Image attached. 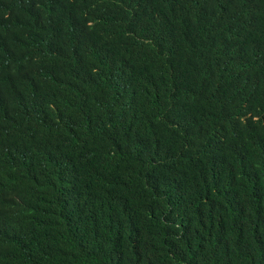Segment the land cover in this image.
<instances>
[{"label":"trees","instance_id":"trees-1","mask_svg":"<svg viewBox=\"0 0 264 264\" xmlns=\"http://www.w3.org/2000/svg\"><path fill=\"white\" fill-rule=\"evenodd\" d=\"M9 8L0 264H264V0Z\"/></svg>","mask_w":264,"mask_h":264},{"label":"clouds","instance_id":"clouds-1","mask_svg":"<svg viewBox=\"0 0 264 264\" xmlns=\"http://www.w3.org/2000/svg\"><path fill=\"white\" fill-rule=\"evenodd\" d=\"M176 8H178V3H176ZM11 14H12V10L9 8V10L4 11V13H2V15L0 16V18L3 19L4 23L9 28H10V16H11ZM3 44H5L4 41L2 39H0V48H2L1 46H3ZM4 56H6V55L0 53V58H2ZM17 60L22 63V60L20 59V57ZM225 86H226L227 91L231 89V84L228 81H226ZM217 97L222 98L224 101H227L226 100V91L217 92ZM176 99H179L185 103H191V102L201 101V100H203V97H179Z\"/></svg>","mask_w":264,"mask_h":264},{"label":"bare ground","instance_id":"bare-ground-1","mask_svg":"<svg viewBox=\"0 0 264 264\" xmlns=\"http://www.w3.org/2000/svg\"><path fill=\"white\" fill-rule=\"evenodd\" d=\"M103 206V205H102Z\"/></svg>","mask_w":264,"mask_h":264}]
</instances>
